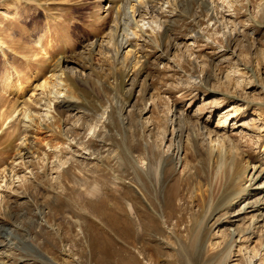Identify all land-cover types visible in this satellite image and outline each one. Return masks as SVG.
<instances>
[{
  "label": "rangeland",
  "instance_id": "1",
  "mask_svg": "<svg viewBox=\"0 0 264 264\" xmlns=\"http://www.w3.org/2000/svg\"><path fill=\"white\" fill-rule=\"evenodd\" d=\"M140 2L0 0V264H264V0Z\"/></svg>",
  "mask_w": 264,
  "mask_h": 264
},
{
  "label": "bare ground",
  "instance_id": "2",
  "mask_svg": "<svg viewBox=\"0 0 264 264\" xmlns=\"http://www.w3.org/2000/svg\"><path fill=\"white\" fill-rule=\"evenodd\" d=\"M141 0H122V6L126 9L130 8V7H134L133 10L135 9V7L137 8L136 11H138V13H140L143 9L144 6L141 4L140 2ZM129 13V12H128ZM137 13V14H138ZM144 13V12H143ZM145 14V13H144ZM134 16V15H133ZM133 16L130 15L129 20L132 21L133 20ZM136 17V16H134ZM139 19V18H138ZM141 19V18H140ZM124 20V19H123ZM134 20H136V18H134ZM127 22V21H126ZM127 27V26H126ZM130 40V39H129ZM122 44L126 46V48L130 47V44L128 42V40L123 39L122 40ZM40 94V93H39ZM42 94V93H41ZM46 96V95H45ZM40 104V103H39ZM65 106V105H64ZM68 106V105H67ZM73 107V106H72ZM74 108V107H73ZM241 126H244L243 124H240ZM254 178V177H253ZM253 181V180H252ZM254 181H257V178H254ZM261 189L264 192V184L261 186ZM250 210V212H257L254 216L256 218H254L252 221L259 223V222H263L264 223V195L262 197H257L255 200L248 202L247 204H245L244 208H243V212L244 213H248V211Z\"/></svg>",
  "mask_w": 264,
  "mask_h": 264
}]
</instances>
